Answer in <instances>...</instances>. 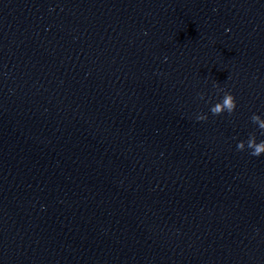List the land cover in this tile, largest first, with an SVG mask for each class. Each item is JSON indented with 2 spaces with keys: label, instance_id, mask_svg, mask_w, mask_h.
Here are the masks:
<instances>
[{
  "label": "clouds",
  "instance_id": "clouds-1",
  "mask_svg": "<svg viewBox=\"0 0 264 264\" xmlns=\"http://www.w3.org/2000/svg\"><path fill=\"white\" fill-rule=\"evenodd\" d=\"M221 91L223 90L221 89ZM200 98L203 99V94L200 95ZM236 108L237 100L234 94L230 91H223L222 98L217 103H215L209 109V111L213 116H221L225 112L231 115L235 112ZM196 119L197 121H205L208 119V117L206 114H198L196 116ZM250 119L252 123L258 125L261 135H264V119H261V117L255 113L251 116ZM245 144H247V147L249 149H252L250 155L259 157L261 154H264V140L257 142L256 134L254 132L249 134V138L247 141L241 140L238 142L237 150L243 151L245 149Z\"/></svg>",
  "mask_w": 264,
  "mask_h": 264
}]
</instances>
